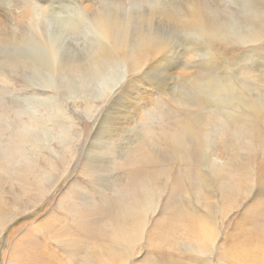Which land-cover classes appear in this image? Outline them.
<instances>
[{"label": "rangeland", "instance_id": "1", "mask_svg": "<svg viewBox=\"0 0 264 264\" xmlns=\"http://www.w3.org/2000/svg\"><path fill=\"white\" fill-rule=\"evenodd\" d=\"M242 1L80 0L79 3L78 0H0V18L8 21H2L4 22V27L7 26L9 30L12 28L13 32L15 31L14 33H16V29H20L24 25L19 23L20 20H24L31 15L37 16L39 19L44 16L46 19V30L44 33L52 37L56 36L58 40L60 39L55 46L58 52L44 49L45 44L42 42L41 37H36L35 45L33 44L30 48L26 46L14 47L15 52L17 51L18 55L26 56L25 59L30 61L31 64L29 62V65L27 63L16 64L18 66L14 71L11 69L3 70L5 80H7V88L2 91L1 88L3 87H0V110L7 119L0 121V141L4 142L6 137L15 131L19 122H27L33 118H41L43 116L42 121H45L47 126L45 129L53 136L49 135L50 146L44 143L42 148L49 146L53 150L48 152L42 151L38 147L34 148L36 150L33 155L36 152L39 157L35 160L33 155L30 156V160L32 159L31 163L34 165L32 164L33 168L31 167L28 170L39 172L37 169L44 168L45 163L42 164V159L40 158L48 153L51 157H49V161L46 164L49 163L50 172L47 174L48 179L41 181L44 184L40 183L38 187L31 189L27 194H21V187L15 177L3 175L1 178L0 264H11V262L12 264H20V261L27 260L25 259L27 253L29 257H32L33 253L45 255L46 258H43V260L48 261L46 262L47 264H97L101 262L106 256L98 259L99 256L97 255L102 253V249L107 250L111 241L105 235L92 239L89 235L86 234V236L85 233L79 234L78 228L85 220L92 219L93 211H96L95 214L100 213L110 200L120 196L117 194H122V190L128 184V180L129 182L132 181L130 176L132 177L136 172H141L140 174L143 175L157 172L159 174L158 186L162 190L161 193L155 196L158 206L147 220L142 239L140 238V250L138 249L135 254L127 259L126 264H141L142 262H147L146 259H148V262L152 260L157 262L167 260L169 264H205L197 261L194 257L190 258L189 240L185 237V234L189 231L188 229L184 231L183 236L178 235L174 241L170 240V242L162 244L159 249L160 252L158 249L155 252L151 251V247L154 244H150L148 240L161 243L158 237L150 235L153 238L151 239L148 236V232L156 226H153L156 218L168 215V213H174L172 201L168 202L174 178L180 177L179 180L183 188H185L183 197H181L185 204H187L185 193L190 188L201 193L205 191L202 185L198 189L199 185L204 182L200 177H196V174L202 168L203 151L206 150L208 144H214L213 149L218 151V159L220 158L223 161L227 159L229 167H231L232 163H242L243 165L241 166H245L244 170H252L253 162L259 163L264 160V128L258 121L254 120L244 123L242 117L230 113L225 107L226 96L223 92L211 93L210 90H205L197 97L182 87L190 75L195 70H198L203 74L216 76L220 80L226 78L235 86L241 84L243 88L246 87V92L256 100L264 98V79L261 78V75L264 76V44L254 47L251 46L252 44L245 46L239 43L241 34L244 33L245 29L252 26L249 22L251 12L256 13L255 15L261 14L264 24V0H248L252 1V8H255L256 12L249 7L246 9L242 8ZM157 3H166L177 11L183 10L185 5L195 7L199 5L206 9L208 14L213 9L217 16H212V18L219 24H213L214 29L209 37L214 39L215 42L220 37L224 39L222 53H214L209 57L206 45L202 41L204 40L202 34L195 29L192 23H190V26L183 27L184 25H178L172 20L160 19L162 33L176 49L177 55L176 57L173 56V60L177 62L178 67L172 71H177L179 78L175 84V89L161 93L149 108L142 111L138 121L140 126L138 128L142 131H139V139H135L132 143L133 145L129 144L127 149L118 153L119 155L117 153L114 154L118 156L112 158L111 162H107L102 170L93 169L90 163L84 160L85 149L88 148L89 141L94 134L95 126L98 124L99 119L107 114V107L115 100L117 94H120L119 87L124 84L126 78L130 77L126 74V68L122 71L124 68L122 65H115V68H112L114 69L113 71L119 72L111 92L103 93L97 83L92 84L87 91L80 87L79 78L77 77L78 65L83 60L92 41L102 42V40L95 39L96 35H91V26H96L93 16L106 11L114 16L124 18L123 21L127 25L126 30L129 34L134 22L140 25L142 19L147 16V13ZM209 6L212 8H209ZM5 14L7 18L4 17ZM55 16L58 17L55 18ZM77 17L82 21H79ZM91 19H93V23H91ZM16 21H19L17 22L18 24ZM65 21L70 22L68 26ZM71 25L76 26V29H72ZM70 30H73L75 35ZM234 36L239 39L235 41ZM190 38H194L195 42H192V44L185 43V40ZM183 46L190 48V50L185 51ZM178 47H180L179 55ZM253 49L262 51L263 56L260 58V64L257 63L255 65L251 59L245 60L246 55L254 52ZM205 57L206 59H204ZM232 58H238L236 64H232ZM24 65L26 66L24 67ZM33 65L38 67L36 68V73L30 71ZM168 68L169 65H165L164 74L168 73ZM242 68L248 70L250 74L246 73L247 71L242 70ZM244 73L247 74V77ZM252 74L255 75L253 76ZM257 74H259L260 78L256 76ZM255 79L257 81L254 85ZM150 92L147 93L151 95L153 92ZM180 92L181 94L179 95ZM112 94L116 96L113 97ZM50 96L54 98L53 101L44 102L37 99L38 97ZM158 103L161 105L159 106ZM57 106L64 109L66 111L65 115L73 120L72 126L65 124L67 125L66 128L69 126L68 129H71L65 138H59L60 128L66 129L63 126L62 119L58 116L54 121L52 116L57 114H55ZM130 108H132V105ZM10 119L11 121H9ZM232 124L239 128H234ZM186 127L196 133L198 142L193 141L194 139L188 136H175L177 132L182 131ZM62 134L63 132L61 136ZM127 138L129 139L130 137H123L125 142H128ZM227 142L229 143L228 146ZM167 145L169 148L166 147ZM181 147H183V150H190L191 153L183 151ZM197 147L199 148L197 149ZM64 149L66 150L65 154L62 153ZM103 149L105 150L104 146ZM234 151H236V155ZM107 156L110 158L113 155L107 153ZM187 167L194 169V174L190 178ZM241 168L240 172L243 170ZM185 169L188 170L186 171ZM183 176L184 178L188 177L184 180ZM102 178L104 181H101ZM167 182H169V185ZM231 182L225 181L224 185H222L224 187L221 186L217 189L215 186L213 189L209 188L204 197V201L208 199L205 203L206 207L211 204L215 211L214 213L218 215L216 220L221 222L219 225L220 236L215 245L216 247L212 249L214 252L211 250L209 253L214 264H228L222 258V252L226 245L231 250L234 247V250L241 249L236 245H241L242 241L244 242L247 232L251 229L264 230V183L259 186L261 192L258 196L249 195L247 199L239 197L238 206L234 211H231V207L235 204V195H239L238 192L231 190L227 185L231 184ZM208 185L213 184L211 182ZM39 187L45 189L43 196L38 195L36 192ZM211 190L213 191L211 192ZM16 195L19 196L18 199H15ZM198 201L204 202L203 198L195 197L193 199V202ZM219 207L222 210L228 207L226 211H229V215L227 214L224 217V214L219 212ZM194 208L188 210L193 216ZM209 212L213 213V211ZM177 232L178 234L181 233L179 229H177ZM226 236L229 239L225 240ZM76 246H79L80 250ZM247 247L250 248L251 246ZM253 248L252 246L249 254L252 258L255 257V260L253 259L250 264H264V256L260 253L261 256L259 252L253 253Z\"/></svg>", "mask_w": 264, "mask_h": 264}, {"label": "bare ground", "instance_id": "2", "mask_svg": "<svg viewBox=\"0 0 264 264\" xmlns=\"http://www.w3.org/2000/svg\"><path fill=\"white\" fill-rule=\"evenodd\" d=\"M78 2L80 3V0H78ZM242 3H243L242 8L246 9L249 7L251 10L256 12V9L252 8V1L243 0ZM209 8L212 7L209 6ZM207 12L208 11L206 9L200 7L199 5L197 7L185 5L183 10L177 11V10H173L166 3H157L154 6V8L147 13V16L142 19L140 25H137L138 23L134 22V24L132 25L133 28H131V32L129 34L127 33L126 30L127 25L123 21L124 18L114 16L106 11L100 12L93 16L95 19L96 26L95 27L91 26V30H92L91 35L92 36L93 34L96 35L95 39L102 40V42L92 41L89 44L88 50L85 56L83 57V60L78 65L77 77L79 78L80 87H82L83 90L87 91L92 84L94 85V83H97L99 84V89L102 90L103 93L111 92L113 89V83L116 81V78H118V72H119L116 71V69H115L116 72L113 71L114 69L112 68L113 67L115 68V65H122L124 67L122 71H124V69L126 68V74L129 75L130 77L126 78L124 84L121 87H119L120 94L118 93L117 96L115 95L116 93L112 94L113 97L116 96L115 100L111 102L109 107H107L108 108L107 114H105L104 116L101 115L102 117L99 119L98 124L95 126L96 129L95 128H94L95 130L93 129L94 134L90 139L88 148L85 149V154H84V160L90 163L91 168L102 170L107 162H111L112 158L119 155L118 153H121L123 152L124 149H127L128 145L132 144L135 139H139L140 134L138 135V133L139 131L141 132L142 130L138 128L139 126L138 121L142 111L149 108V106L152 105L158 99L161 93H165L166 90L173 91L172 89L175 87V84L177 83V80L179 78V73H177V71H172L174 68L177 69L178 67L177 62L173 60L174 59L173 56L176 57L177 55L176 49L172 46V44L169 43V40L162 33L160 19L172 20L178 25H184L183 27L190 26V23H192L195 29L201 32L202 34V38L204 39L202 41L206 45L208 56L210 57L214 53H219V54L222 53L223 50L222 43L224 39L220 37L218 41L215 42L214 39L209 37V35H211L214 29L213 24H219L216 23L212 18V16L213 17L217 16V13L213 9H211L210 14H208ZM255 14L256 13L254 12L250 13L251 17H249V22L252 24V26L248 29H245L244 33L241 34L240 42L238 41L239 43L245 46H250V44H252L251 46L256 47L259 46L260 44H264V24L262 22L261 14L259 15L258 14L255 15ZM4 17L7 18L6 14L4 15ZM56 17L58 16H55V18ZM153 18H157V19H153ZM45 20L46 19L44 16H41L39 19L37 16L31 15L26 17V19L24 20H20V22L16 21V23L19 22L24 25H22L20 29H16L17 31L16 33H14L15 31L13 32L12 28H10L9 30L7 26L6 27L3 26L4 22H8V21L0 18V51H1L0 52V87H3L1 88L2 91L4 90V88H7L6 85L7 80H5L6 78L3 72L4 69H8V70L11 69L12 71H14L18 66L16 64H23V63L28 64V62L29 64H31L30 61L25 59L26 56L18 55L16 53L17 51L15 52L14 47L26 46L30 48L35 43L36 37L39 38L41 37L42 42L45 44L44 46L46 47V48L43 47L44 49L46 50L51 49L52 51H57L56 50L57 47L55 48V46L60 39L58 40L56 36L52 37L49 34L44 33V31L46 30ZM78 20L82 21L80 19ZM65 22L67 26L70 23L69 21H65ZM91 23H93V19H91ZM70 27L72 29H76V26L74 25H71ZM70 31L75 35L73 30ZM233 38L235 41L239 39L237 36H234ZM186 40L185 43L187 44H192V42H195L194 38H190L189 40H187V42ZM72 44L74 43L72 42ZM180 47L177 48L178 55L180 53V49H179ZM183 49L185 51L190 50V48H187L186 46L185 47L183 46ZM253 51L254 52H250L248 55L245 56V60L251 59L255 65L257 63L260 64L261 62L260 58L263 56L262 51L257 49H253ZM204 59H206V57ZM231 61L233 62L232 64H236L238 58H232ZM165 65H169L167 74H164ZM25 66L26 65H24V67ZM36 68L38 67L33 65L32 69L30 68L31 69L30 71L36 73L37 72ZM242 70H246V69L242 68ZM246 71H247L246 73L250 74L248 70ZM246 73L244 74L247 77ZM252 75L254 76L255 74ZM256 76L259 77V74H257ZM261 78L264 79V76L261 75ZM256 81L257 80L255 79L254 85ZM243 82L245 81L243 80ZM144 85H148V86H144ZM151 86L153 87L151 88ZM182 87L186 91L190 92L191 94H194L197 97H199V95L202 92H205V90H210L211 93L223 92L225 93L226 96L224 102L225 107L229 110L230 113L242 117L244 123L256 120L264 128V98L256 100L254 97H251L246 92V87L243 88L241 84L235 86L232 82H229L226 78L220 80L216 76H210L208 74H203L200 71L195 70L190 75L189 79L184 82ZM149 91L153 93L149 95L147 93ZM180 94L181 92L179 93V95ZM37 99L44 102H49L54 100L52 96L38 97ZM131 105L132 108H130ZM160 105L161 104H159V106ZM216 108L218 109V106ZM55 111H56L55 114L56 113L57 114L52 115L54 121L59 116L62 119V123L65 128L67 126L65 125L66 123L72 126L73 120H71L70 117L65 115L66 111L64 109H61L59 106H57V110ZM6 119L7 117L0 110V121L1 120L5 121ZM42 120H43V116H41V118L39 117L33 118L27 122H19L15 131L11 132L6 137L4 142L0 141V182L3 175H8L9 177H15V179L18 180L17 182L19 183V186L21 187L20 191L22 195L27 194L31 189L36 188V186L38 187L40 183L44 184L41 181L43 179L44 180L48 179L47 174L48 172H50L49 163L46 164V162L49 161V157H51L49 156L48 153H46V155L44 156L42 155L43 157L40 158L42 159V164L45 163L44 168L37 169L39 172L28 170L29 168L32 167L33 164L31 163L32 159L30 160V156L33 155L34 151L36 150V149L34 150V148L38 147L41 148L42 151H48V152L53 150V148H49L50 146L49 135L51 133H48L49 131L47 132V130L45 129L47 128L46 122ZM9 121H11V119ZM232 125L234 126V128L238 127L234 124ZM68 127L66 129L60 128L59 138H65L68 136V132H70L71 130V129L69 130ZM62 132L63 134L61 136ZM175 136H182V137L188 136L193 138L194 139L193 141L198 142V139H196L197 138L196 133H194L188 127L184 128L182 131L177 132ZM123 137L124 138L130 137V138L129 139L127 138L128 142H125ZM44 143L48 144L49 146L42 148V145ZM226 144L228 146L229 143L227 142ZM103 146L105 147V150L103 149ZM213 146L214 144H208L206 146L207 147L206 150L203 151L204 160L202 162V168L199 169V172L196 174V177H200L201 180L204 182L199 185L198 189L202 185L205 190L204 192L202 193L197 192L193 188H190V190H188L185 193V200L187 202V204H185V202L183 203V201L181 200V197H183V194L185 192V188H183L182 183L179 180L180 177H178L177 179L174 178L171 185L172 188L170 190L171 194H169L170 196L168 197V202L172 201L174 205V213L171 212L172 214H169L167 212L168 215H164L160 218H156L155 223L153 224V226L154 225L156 226L152 228L150 232H148V236L151 235L152 237H158V240L161 243L159 244L158 241L152 242L151 240H148L150 244L151 243L154 244L151 247L152 252L157 251V249L160 252L159 249L160 246H162V244H166L170 242V240L174 241L178 237V235L183 236L184 231L188 229L189 231L188 233L185 234V237L186 239L189 240V248L191 252L190 258L194 257L197 261L201 263L203 262L205 264H214L211 260L212 258L209 255V253L214 247H216L215 245L220 236L219 225L221 224V222L216 220L218 215L214 213L215 211L213 210L212 205L210 204L206 207L205 203L208 201V199L204 201L206 192L208 191L209 188L213 189L214 186L216 187V189L220 188L222 185H224L225 181H232L231 184H227V183L226 184L229 186L231 190L238 192L239 195L238 196L235 195V201L233 200L235 204L231 207L230 209L231 211H234L238 206L239 197L247 199V196L249 195L258 196L260 194L261 191L259 186L264 183V166H263L264 160L260 161L259 163L253 162L254 164L252 163V170L251 169L244 170L245 166L242 167L241 166L243 165L242 163L240 164L232 163L231 167H229L228 166L229 162L227 159H225L224 161L221 160L220 158L218 159L219 157L218 151L214 150ZM166 147H168V145ZM182 148L183 147H181V149ZM198 148L199 147H197V149ZM183 151L190 152V150L188 149ZM234 152H235L234 154L236 155V151ZM62 153L65 154L66 150L64 149ZM107 153L113 156L108 158ZM116 153L118 155H114ZM159 155H164V154H159ZM33 156L35 160L39 157V155L36 154V152L35 155ZM193 159L195 160L194 157ZM197 159L196 161H198ZM51 166H53V164H51ZM240 166L243 168L241 172L239 171L241 168ZM188 169H189V178H190L194 174V169L192 167H189ZM188 169L185 170L187 171ZM146 170H148V168H146ZM62 173L64 172L62 171ZM140 173L141 172H136L134 175L132 174L133 175L132 177L130 176V179L132 178V181L129 182L128 180V184L123 188L122 194L116 193L117 195L120 196L110 200L109 203L100 213L95 214L96 211H93L91 215L92 219L85 220L83 224L81 223L82 225L80 227L78 226L79 234L85 233V235L86 234L89 235L92 239H97L101 235H105L111 241L108 249L107 250L102 249L101 251L102 253H100V255H97L99 256L98 259L102 258L103 256H106V258L104 257V259L97 264H113V263L126 264L127 259H129L133 254H135L136 251L140 248L139 247L140 240L142 239L141 237L147 226V220L149 219V216L155 212L158 206L157 201H155L156 199L155 196L161 193L162 190L158 186L159 174H157V172L153 174L148 173L147 175H143ZM167 177L170 178L169 175H167ZM185 178L184 180H186ZM10 180L12 181V179ZM101 181H104L103 178L101 179ZM211 182L213 185H208ZM168 183L169 182H167V184ZM123 185H125V183ZM41 187H39L36 192L38 195L43 196L45 189ZM212 191L213 190H211V192ZM18 197L19 196L16 195L15 199H18ZM195 197L203 198L204 202L201 201L193 202V199ZM40 199L42 200L41 197ZM186 206H188L187 209ZM26 207L28 208V206ZM190 208L191 209L194 208L195 217L193 216L192 213L188 211ZM227 208H224L223 210L220 208L219 210L221 214H224V217L227 216V214L229 213V211L228 212L226 211ZM209 211H213V213ZM177 229L181 231L180 234H178ZM227 239H229L228 236L225 237V240ZM236 246L240 247L241 249L234 250L235 249L234 247V249L231 250L230 247L228 248V246L226 245V247L223 249L222 252L223 255L222 258L228 264H250V262H252L253 259L255 258V257L252 258V256L249 254L252 246L254 247L253 253L255 252L256 254V252H259V254L261 253L264 256V230L251 229L249 232H247L244 242L242 241L241 245L237 244ZM247 246L249 247L251 246V247L248 248ZM27 254L25 258L27 260L20 261V264H47L46 262H48L43 260V258L44 259L46 258L45 255H37L33 253L34 255L32 257H29ZM146 260L147 262L145 261V263L142 262L141 264H169L167 260L164 261L159 260L160 262H157L156 260L155 261L152 260L151 262L150 261L148 262V259Z\"/></svg>", "mask_w": 264, "mask_h": 264}]
</instances>
